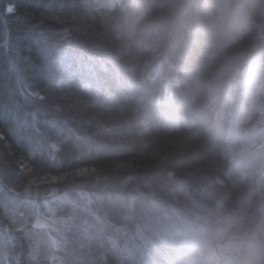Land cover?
Listing matches in <instances>:
<instances>
[{
	"label": "trees",
	"instance_id": "trees-1",
	"mask_svg": "<svg viewBox=\"0 0 264 264\" xmlns=\"http://www.w3.org/2000/svg\"><path fill=\"white\" fill-rule=\"evenodd\" d=\"M261 50L264 0H0V264H264L216 115Z\"/></svg>",
	"mask_w": 264,
	"mask_h": 264
},
{
	"label": "rangeland",
	"instance_id": "rangeland-1",
	"mask_svg": "<svg viewBox=\"0 0 264 264\" xmlns=\"http://www.w3.org/2000/svg\"><path fill=\"white\" fill-rule=\"evenodd\" d=\"M247 61L239 73V77L233 81L231 94L225 95L223 103L218 108L216 115L223 118L224 127L221 126L217 130V136L219 140L225 141L227 149H231L232 146L237 148L234 153L235 168L244 171L245 176L253 181L257 175L256 180L260 177L264 178V50ZM161 71L160 67L156 70L157 73ZM89 201L88 197L79 195L72 203L84 210L85 204H89ZM261 208L264 211V205ZM57 223L58 226L66 225L69 224V219L57 218V215L50 213L47 217L39 220V225L43 228H50L53 235L59 234L61 239L60 227L56 225ZM163 223L165 227L171 226L182 233H190L193 240L203 233L202 230L195 228V224L187 218L168 219ZM55 239L57 246L61 245L57 236ZM235 244L236 242L233 240L227 239L224 243L219 244V251L224 252L221 253L222 255L229 256V250L233 249L232 246ZM81 250L84 252L76 255V250L72 248L70 254L72 264H90L89 259L92 256H90L89 249L83 247Z\"/></svg>",
	"mask_w": 264,
	"mask_h": 264
},
{
	"label": "snow or ice",
	"instance_id": "snow-or-ice-1",
	"mask_svg": "<svg viewBox=\"0 0 264 264\" xmlns=\"http://www.w3.org/2000/svg\"><path fill=\"white\" fill-rule=\"evenodd\" d=\"M4 11H5L7 14L11 15V14H13V13L16 11V5L13 4V3H8V4L6 5ZM41 98H42V97H41Z\"/></svg>",
	"mask_w": 264,
	"mask_h": 264
}]
</instances>
